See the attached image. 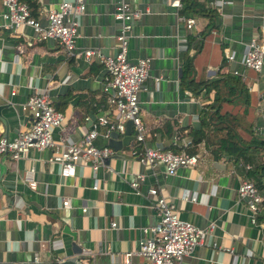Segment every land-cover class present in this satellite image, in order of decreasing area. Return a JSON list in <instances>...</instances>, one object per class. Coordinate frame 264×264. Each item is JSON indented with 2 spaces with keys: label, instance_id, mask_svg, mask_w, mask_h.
I'll return each instance as SVG.
<instances>
[{
  "label": "crops",
  "instance_id": "1",
  "mask_svg": "<svg viewBox=\"0 0 264 264\" xmlns=\"http://www.w3.org/2000/svg\"><path fill=\"white\" fill-rule=\"evenodd\" d=\"M59 1L35 0L39 23H45L46 8ZM119 1L139 12L129 21L127 60L149 58L143 88L137 92L145 127L143 144L190 149L198 153L197 161L193 166H178L173 173H166L161 163H138L129 153L131 127L127 143L107 160L102 159L94 170L87 163L77 164L70 176L59 175L57 165L47 160L49 147L28 148L17 159L0 154V264H56L60 257L74 255L77 246L83 254L78 259L81 264H124L126 252H131L128 264H141L133 251L144 235L143 227L157 220L154 196L146 191L149 186L172 203L179 218L199 227L213 224L209 242L193 246L178 264H264L260 217L264 203L250 223L244 199L236 194L243 165L248 163L238 164L211 152L218 147L223 129L204 127L195 144L190 135L191 128L200 126V109L208 108L213 99L211 82L219 81L226 98L219 112H243L244 123L236 127V134L245 142L251 135L264 137V56L259 70L240 63L249 38H264V0H195L209 11L184 6V13L180 0L177 4L175 0H83L70 55L54 39H39L28 25L20 24L14 32L1 26L0 17L1 134L10 138L27 126L29 112L21 105L32 87L46 88L51 104L62 112L60 124L51 131L55 144L77 140L98 114L113 118L103 90L104 69L95 54L84 58L81 52L84 48L113 52L119 21L112 10ZM180 17H192V26L186 27ZM193 34L200 39L197 49L187 40ZM224 50L231 59L224 57ZM189 54L190 66L184 67ZM238 87L246 92V104L240 102ZM96 129L91 143L107 145L104 127ZM122 135L116 132L115 138ZM259 154L255 152L260 158ZM135 173L142 177L132 188L129 181ZM260 181L264 186V176ZM183 190L195 199L180 197ZM64 198L68 207L61 205Z\"/></svg>",
  "mask_w": 264,
  "mask_h": 264
},
{
  "label": "built area",
  "instance_id": "2",
  "mask_svg": "<svg viewBox=\"0 0 264 264\" xmlns=\"http://www.w3.org/2000/svg\"><path fill=\"white\" fill-rule=\"evenodd\" d=\"M2 10L0 17L4 20L1 26L15 31L20 24L28 25L39 39L52 38L66 55L74 51L76 28L84 10L83 0H60L56 5L44 11L45 23H39L36 16L30 14L27 5L20 0H0ZM177 4V1H174ZM138 11L129 7L126 2H117L112 10V17L119 21V30L114 35L115 47L112 53H99L96 49L84 48L82 55L88 58L95 54L102 65L104 75L103 90L108 93L107 102L112 105L113 118L98 114L91 126L82 130L75 141H62L57 144L51 139V131L58 126L63 118L62 112L51 104L46 88L32 87L21 108L28 110L29 122L27 126L8 138L0 130V154H7L11 159L24 156L28 148H51L47 157L49 162L57 165V172L61 176H70L75 166L87 163L95 169L113 149L109 145L95 146L91 143L97 133V125L104 127V136L109 137L111 131L122 133L125 121H130L132 141L129 153L142 165L153 166L161 163L166 173H173L178 166H193L198 153L187 152L180 148H155L143 144L145 127L140 119L137 103V92L143 88V80L147 76L149 58L139 57L135 61L126 58V40L130 32V20L138 15ZM186 27L193 24L192 17H180ZM22 51L21 45H17ZM264 56V38L252 36L245 44L240 56V63L247 68L259 70ZM224 57L231 59L232 55L224 50ZM236 73L235 70L232 71ZM243 168H248L244 164ZM142 175L135 173L129 185L135 188L137 180ZM32 183V182H29ZM95 187V183L92 184ZM154 196V211L157 220L154 224L143 227L144 235L137 240L134 254L141 259V264H178L180 258L190 249L199 244L209 242V231L212 222L205 227H199L188 220L179 218L170 201L157 193L153 186L146 189ZM236 194L244 199L250 223L256 221V215L264 201V186L256 185L243 173L236 186ZM184 199L194 200L193 193L183 190L179 194ZM61 205L68 207L67 198L61 199ZM85 206L80 207L81 211ZM109 221V226H114ZM264 245V239H261ZM124 253V264H128Z\"/></svg>",
  "mask_w": 264,
  "mask_h": 264
},
{
  "label": "trees",
  "instance_id": "3",
  "mask_svg": "<svg viewBox=\"0 0 264 264\" xmlns=\"http://www.w3.org/2000/svg\"><path fill=\"white\" fill-rule=\"evenodd\" d=\"M24 2L29 8L30 14L32 16H36L37 4L35 0H20ZM181 3V11L184 13L185 7H197L196 10L200 9L202 11H206V8H203L197 1L195 0H180ZM209 11V10H207ZM201 36V33H198ZM195 34L189 35L187 40L191 43L194 49H197L200 43V39H194ZM194 39V40H193ZM190 56L184 58V67L190 66ZM219 81H212L211 87L214 89V95L212 101L207 105L208 108L200 109L198 114V121L200 126L197 128H191V143L195 144L203 137V129L204 127H209L213 131L223 129V134L221 137L217 139V148L211 150V152L217 155H223L225 158L230 159L235 163H248V168H242L243 174L251 179L256 185L261 186L260 178L264 176V137H257L255 135H251L249 141H244L236 134V127L240 124L243 125V121L241 117L243 112L240 114L237 113H228V112H219V105L222 100H226L225 96L221 95L219 90ZM218 84V85H217ZM241 91V99L240 102L243 104L247 103L246 92L243 88L238 87ZM211 109V110H209ZM210 142L214 140L213 137H207ZM188 152L192 151L190 149H186ZM255 152H259L260 158L255 155ZM238 163V164H239ZM240 164V165H241ZM241 167V166H240ZM264 203V201L262 202ZM259 217V216H258ZM264 222V214L260 216Z\"/></svg>",
  "mask_w": 264,
  "mask_h": 264
},
{
  "label": "water",
  "instance_id": "4",
  "mask_svg": "<svg viewBox=\"0 0 264 264\" xmlns=\"http://www.w3.org/2000/svg\"><path fill=\"white\" fill-rule=\"evenodd\" d=\"M129 128H130V121L127 120L124 123V129H123V135L122 137L117 140L116 137V132L115 131H111L108 137V143L107 145H109L113 150H116L120 144H124L127 143V141L130 138V134H129ZM108 156L104 157V160H107ZM81 247L77 246L76 250H75V254L72 256H62L58 259V261L56 262V264H81L78 259L81 258L83 256V254L80 252Z\"/></svg>",
  "mask_w": 264,
  "mask_h": 264
}]
</instances>
